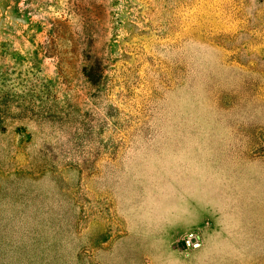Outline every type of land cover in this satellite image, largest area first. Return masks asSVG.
<instances>
[{
    "label": "rangeland",
    "instance_id": "obj_1",
    "mask_svg": "<svg viewBox=\"0 0 264 264\" xmlns=\"http://www.w3.org/2000/svg\"><path fill=\"white\" fill-rule=\"evenodd\" d=\"M0 264H264V0H0Z\"/></svg>",
    "mask_w": 264,
    "mask_h": 264
}]
</instances>
